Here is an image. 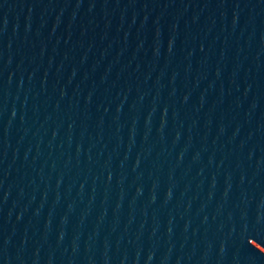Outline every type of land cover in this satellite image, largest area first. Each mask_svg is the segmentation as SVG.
<instances>
[{"label":"water","instance_id":"water-1","mask_svg":"<svg viewBox=\"0 0 264 264\" xmlns=\"http://www.w3.org/2000/svg\"><path fill=\"white\" fill-rule=\"evenodd\" d=\"M0 264H264V0H0Z\"/></svg>","mask_w":264,"mask_h":264}]
</instances>
